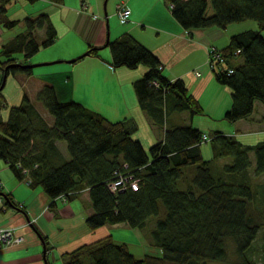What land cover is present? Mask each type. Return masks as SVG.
Returning <instances> with one entry per match:
<instances>
[{
  "label": "trees",
  "instance_id": "1",
  "mask_svg": "<svg viewBox=\"0 0 264 264\" xmlns=\"http://www.w3.org/2000/svg\"><path fill=\"white\" fill-rule=\"evenodd\" d=\"M12 1L0 0V25L8 29L20 23L9 15ZM165 2L186 29L226 28L249 19L258 23V29L235 34L225 49H218L226 65L222 70L212 69L218 81L232 90L233 103L224 118L234 122L249 117L256 101L264 103V0ZM23 22L25 30L0 51L4 57L0 61L4 74L0 84V159L18 180L44 190L52 207L58 205L59 198L72 201L88 190L93 213L86 223L91 230L121 222L145 229L156 218L150 235L152 243L160 247V255L137 257L127 242L110 234L64 253L63 264H207L227 258L228 240L242 264H258L250 252L264 229V204L257 206L255 189L263 186L255 180L264 174V139L247 144L236 135L214 131L208 140L213 157L206 159L202 153L206 133L192 125H174L146 149L134 137L138 129L134 118L112 121L81 102L62 101L50 82L41 87L35 100L24 93L20 104L10 106L4 95L7 77L32 74L28 59L41 47L52 45L58 36L47 12ZM38 29H45L42 40L36 36ZM106 46L115 68L147 66L134 88L154 126L164 127L168 114L174 112L204 114L186 82L164 75L159 57L132 33L110 39ZM100 50L90 46L86 52L98 56ZM20 51L25 53L24 61L16 57ZM83 57L81 54L76 60ZM4 109H9L6 119ZM59 142L66 144L69 157ZM219 160H223L221 165H217ZM121 176L132 178L112 190ZM0 195L4 208H20L1 181ZM46 264H51L48 256Z\"/></svg>",
  "mask_w": 264,
  "mask_h": 264
},
{
  "label": "crops",
  "instance_id": "2",
  "mask_svg": "<svg viewBox=\"0 0 264 264\" xmlns=\"http://www.w3.org/2000/svg\"><path fill=\"white\" fill-rule=\"evenodd\" d=\"M109 1L63 0L55 3L50 0H37L31 3L27 0H13L8 6L10 17L20 20V23L11 29L0 25V51L4 44L25 30L23 20L26 17L42 12L49 13L58 36L52 45L41 47L39 51L42 52L34 54L36 58L32 56L28 59L31 64L37 60L64 62L67 59H76L90 46H99L102 50L107 47L108 40L130 32L159 57L164 75L170 80L182 78L186 82L190 92L204 108V114L174 112L168 114L164 127L154 126L140 106L134 88V83L148 70L147 66L140 65L136 69L115 68L111 65L112 53L109 50L103 53L100 50L98 56L86 55L73 62L69 60L70 66L67 69L42 70L38 74V65L30 75H9L4 95L10 106L20 104L24 93L35 100L41 87L50 82L62 101L81 102L112 121L134 118L138 124L134 137L146 149L163 138L167 127L174 125H192L209 136L214 131H223L236 135L247 144L264 139V103L256 101L254 111L249 117L234 122L226 120L225 113L233 103L232 90L218 81L208 65L210 47L223 50L230 44L233 35L258 29V23L244 20L231 23L226 28L214 26L186 29L174 17L165 0H113L111 7ZM119 4L131 9L130 19L126 23H122L117 14ZM115 15L122 25L112 27L109 22ZM36 36L42 40L45 29H38ZM24 56L22 51L16 54L20 61L25 60ZM3 59L0 54V61ZM46 64L50 65L52 62ZM196 70L200 74L197 75ZM3 78L4 74L0 70V84ZM8 114L9 109H4L3 118L6 119ZM204 116L206 118H202ZM58 144L65 156L69 157L66 144ZM202 153L206 159L213 157V149L211 155L210 148L203 144ZM1 161L2 186L12 194L14 202L22 207L4 208V198L0 195V227L13 228L15 234L23 239L19 243L0 248V264H44V261L46 264L47 256L50 262L63 261L64 253L110 234L117 241L127 242L137 257L146 254V249L127 239L128 235L120 234L126 236V239L115 235L116 229L132 231V235H135L137 228H132L127 223L106 224L96 230L87 226L86 218L93 213L88 190L72 201L65 202L59 198L58 205L52 207V200L44 190L32 188L26 181L18 180L6 163L2 159ZM222 163L223 160H219L217 165Z\"/></svg>",
  "mask_w": 264,
  "mask_h": 264
},
{
  "label": "rangeland",
  "instance_id": "3",
  "mask_svg": "<svg viewBox=\"0 0 264 264\" xmlns=\"http://www.w3.org/2000/svg\"><path fill=\"white\" fill-rule=\"evenodd\" d=\"M108 3H109V7H111L113 5V0H110ZM9 15H10V13H9ZM248 22H254L255 24H257L256 21L251 20V19H249ZM109 25H111L112 27H115V25H122V24L120 23L118 17L115 15V17L110 18ZM77 36H79L81 38V35L77 34ZM106 50L111 51L109 47H104L101 50V52L102 53L106 52ZM40 52H42V50L39 51L38 54ZM35 55H37V53ZM35 55H33V58H36ZM71 59H74V58H71ZM71 59L64 60V62H62L63 60H37V62H32V64H39L37 71H40L38 73V74H40V73H42V70L47 71L49 69L50 70L51 69H53V70L67 69L70 66V64L68 62ZM51 62H52V64H50V65L46 64V63H51ZM70 69H68V70H70ZM43 110L45 111L46 109L43 108ZM45 113L50 120L53 119V116L50 113H48L47 111H45ZM202 118H206V117L204 116ZM204 145L208 146L210 148L211 155H212V148H211L210 142L206 141L203 143V146ZM0 161H1V159H0ZM251 171L253 172V169ZM260 182H263L262 183L263 186L261 188H258V189L255 188L256 190H258V196L256 197V199H257L256 204L258 207L263 206V204H264V174H263V177H258L255 180V183H260ZM20 207H22V206H20ZM155 221H156V218L154 217L150 221V227L145 228V229H138L137 228L136 231H134L137 233L139 232L138 234L136 233L137 235L136 234L132 235L133 234L132 231H128V230H124V229H116V230H114V233L118 238L122 237L121 239H126L125 238L126 236H120V234L123 233V235H128L127 239H129V241L131 243H137L140 246H142L144 249H146V251H147L146 254L148 253V254H153V255H160L161 249H160V247H158L157 245L152 243V238L150 235V229L155 224ZM14 233H15V230H14ZM226 249H227V255L228 256L225 260H223V261H208L207 264H242L239 256L235 252V247H234L233 242L228 240L227 244H226ZM250 254H251V256H253L254 258H256L259 261L258 264H264V229H261V231L259 232V235L253 244V248L251 249ZM51 263L52 264H63V261L62 260H57V261L52 260ZM44 264H45V261H44Z\"/></svg>",
  "mask_w": 264,
  "mask_h": 264
},
{
  "label": "built area",
  "instance_id": "4",
  "mask_svg": "<svg viewBox=\"0 0 264 264\" xmlns=\"http://www.w3.org/2000/svg\"><path fill=\"white\" fill-rule=\"evenodd\" d=\"M117 14L119 16V19L122 23L128 22L131 15V9L128 6L119 4L117 6ZM209 56H208V65L210 66L211 70L213 68L217 70H222L223 67L226 65V59L223 57V54L221 51H219L216 47L212 46L208 50ZM229 72H233V69L230 68ZM196 74H200L199 70H196ZM210 139V136L208 134H204L203 140L208 141ZM132 178V177H131ZM125 176H121L117 181L113 183L111 186L112 190H116L118 185L125 184L127 180L131 179ZM133 187H136L137 184L133 182ZM22 206V205H21ZM23 238L20 236H17L14 233L13 228H7V227H0V248L11 245L15 243L21 242Z\"/></svg>",
  "mask_w": 264,
  "mask_h": 264
},
{
  "label": "water",
  "instance_id": "5",
  "mask_svg": "<svg viewBox=\"0 0 264 264\" xmlns=\"http://www.w3.org/2000/svg\"><path fill=\"white\" fill-rule=\"evenodd\" d=\"M86 55H88V52H85L84 54H82V56H86ZM76 59H72V60H70V62H73V61H75ZM39 64H29V66L30 67H32V68H34V67H36V66H38Z\"/></svg>",
  "mask_w": 264,
  "mask_h": 264
}]
</instances>
